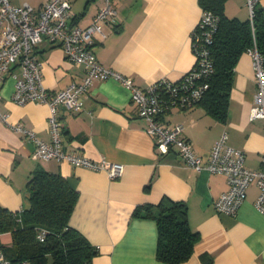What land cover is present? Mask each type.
<instances>
[{
    "label": "crops",
    "instance_id": "0c3cea01",
    "mask_svg": "<svg viewBox=\"0 0 264 264\" xmlns=\"http://www.w3.org/2000/svg\"><path fill=\"white\" fill-rule=\"evenodd\" d=\"M37 10L44 0H9ZM102 0H72V24L87 25ZM264 8V0H259ZM117 19L103 39L94 41L98 61L129 76L139 86L161 77L180 78L194 64L191 32L202 9L199 0H120ZM225 14L248 19L245 0H226ZM41 63L42 81L49 91L81 80L84 68L70 62L63 48L47 39L33 48ZM12 66L0 83V206L17 212L27 203L28 180L38 169L61 174L78 198L69 225L98 248L90 264H167L156 258L158 239L154 219L132 215L134 208L155 205L162 197L183 202L188 224L199 236L190 257L178 264H264V214L254 206L258 188L246 189L234 215L217 212L214 201L227 190L223 173L186 165L173 148L159 153L139 117L129 89L112 77L93 80L81 95L80 111L58 109L61 147L77 155L123 165L122 175L110 179L103 170L75 166L54 159L32 157L34 142L12 126L19 124L50 141L49 109L45 103L18 104L12 100ZM257 89L251 58L242 52L233 69L225 119L220 121L200 106L171 107L163 124L180 123L192 149L207 162L211 148L226 132V143L244 151V165L261 167L264 119H248ZM5 115V119L1 117ZM10 245L11 235H0Z\"/></svg>",
    "mask_w": 264,
    "mask_h": 264
},
{
    "label": "built area",
    "instance_id": "2783aa9c",
    "mask_svg": "<svg viewBox=\"0 0 264 264\" xmlns=\"http://www.w3.org/2000/svg\"><path fill=\"white\" fill-rule=\"evenodd\" d=\"M118 1L120 0H102L91 21L85 26H78L71 23L74 18L72 0H44L37 10L29 4L13 5L9 0H0V83L12 66L20 68V75L12 74V100L18 104L45 103L49 109L51 139L41 140L32 130L19 124H14L12 128L23 132L34 142L32 157L36 160L54 159L75 166L103 170L110 179L120 177L123 172L122 164L105 159L94 160L65 151L61 147L58 118L60 107L76 112L82 109L81 95L93 80L112 77L129 89L136 113L147 122L146 131L159 153H166L173 148L189 167L197 171L206 169L225 174L228 188L213 203L217 212L234 215L245 199L246 189L254 185L258 188L254 206L264 214V152L260 157L261 167L249 169L244 165V151L228 145L227 134L223 132L214 142L207 162L203 163L202 157L194 152L190 141L183 135L184 126L180 123L163 124L161 121V116L171 107L185 109L196 105L208 88L207 79L213 72V65L207 45L211 43L217 17L211 11L202 10L191 32L194 64L187 72L176 80L161 77L152 84L139 86L129 76L103 66L92 50L94 41L105 38L107 30L116 24ZM245 3L248 17L252 21L254 7L259 0H245ZM45 39L59 44L70 62L83 66L81 80L57 91H49L44 86L41 63L32 53L34 46ZM246 52L251 58L257 84L248 119H264V56L258 51L255 42ZM1 117L5 119L6 116ZM45 234L46 231L40 229L36 238L43 241ZM0 264H11L1 246Z\"/></svg>",
    "mask_w": 264,
    "mask_h": 264
},
{
    "label": "trees",
    "instance_id": "16d2710c",
    "mask_svg": "<svg viewBox=\"0 0 264 264\" xmlns=\"http://www.w3.org/2000/svg\"><path fill=\"white\" fill-rule=\"evenodd\" d=\"M225 2L199 0L201 9L211 11L217 22L207 45L213 72L196 105L220 121L226 116L233 69L240 54L255 42L264 56V8L257 3L252 21L240 20L225 14ZM26 189L27 203L19 211L10 212L0 206V235H11L10 245L0 246L11 264H90L98 248L69 225L78 192L61 174L44 169L34 172ZM132 215L155 220L159 261L178 264L190 257L199 236L188 224L183 202L164 196L155 205L137 206ZM40 229L46 231L43 241L36 238ZM203 260L205 264L210 262V258Z\"/></svg>",
    "mask_w": 264,
    "mask_h": 264
}]
</instances>
